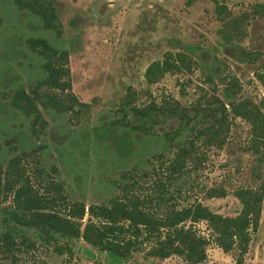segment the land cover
<instances>
[{
	"label": "rangeland",
	"instance_id": "1",
	"mask_svg": "<svg viewBox=\"0 0 264 264\" xmlns=\"http://www.w3.org/2000/svg\"><path fill=\"white\" fill-rule=\"evenodd\" d=\"M54 3L61 23L60 34L45 28L39 15L20 9L14 0H0V160L5 161L12 153L36 142L34 137L29 140L28 118L9 103V98L17 85H33L42 76V58L27 48L26 38L45 36L68 49L72 91L79 100L90 103L78 116L39 104L49 122L42 161L47 167L51 164L58 167V173L54 174L62 179L69 198L90 203L112 194L108 186L117 176L114 170L117 157L107 145L95 143L91 129L102 122L103 115H112L123 99L140 104L165 96L179 100L187 109L197 98L212 93L222 99L251 96L258 100L264 96V89L254 77L258 62L248 58L249 52L264 51V11L254 9L255 4L264 0H54ZM168 49L190 53L195 59L192 72L166 73L160 81L148 85L145 67ZM177 125V118L156 124L158 132ZM247 128L245 121L237 119L227 144L207 149L202 163L196 169L188 168L182 182L175 177L168 179L167 189L175 193L176 203L197 198L222 214L233 215L238 211L240 204L232 189L254 180L250 171L252 156L240 147ZM19 133L27 134L28 138L19 141ZM186 137L185 131L174 142ZM131 156L128 159L136 155ZM219 184L226 187L227 195L205 196L207 188ZM262 204L259 226L242 264H264V198ZM198 228L208 231L205 222H200ZM75 242L72 255L58 254L50 244L38 241L36 246L17 253L16 261L0 255V264H125L113 261L106 252L81 240ZM136 260L140 264L145 262L140 254L132 263H137ZM157 262L182 264L175 256ZM202 264L237 263L233 254L211 244Z\"/></svg>",
	"mask_w": 264,
	"mask_h": 264
},
{
	"label": "trees",
	"instance_id": "2",
	"mask_svg": "<svg viewBox=\"0 0 264 264\" xmlns=\"http://www.w3.org/2000/svg\"><path fill=\"white\" fill-rule=\"evenodd\" d=\"M14 3L39 15L45 28L61 33L54 0ZM254 9L264 11V3L255 4ZM26 45L42 58L43 73L35 84H20L11 90L9 103L28 118L29 140L34 137L36 142L0 160V255L16 261L17 253L38 241L50 244L58 254L72 255V245L81 240L125 264H134L132 259L138 254L143 264H159L172 256L182 264H202L207 248L216 244L242 264L258 229L264 198V96L222 99L212 93L197 98L187 109L179 100L165 96L140 104L123 99L112 115H103L102 122L91 129L95 143L107 145L117 157V176L108 186L112 194L86 203L69 198L62 179L54 174L58 167H47L42 161L49 122L39 104L78 116L90 103L72 91L66 47L41 35L28 36ZM248 58L258 62L254 77L264 89V51L249 52ZM194 65L190 53L168 49L147 64L145 81L152 85L166 73H190ZM168 118H177V127L158 132L156 124ZM237 119L248 124L240 147L252 156L254 178L232 189L240 204L238 211L222 214L197 198L176 203L175 193L167 189L168 179L182 182L188 168L196 169L202 163L207 149L227 144ZM185 131L188 137L174 142ZM17 138L28 137L19 133ZM131 155L136 156L128 159ZM181 190H177L179 197ZM227 193L219 184L207 188L205 196ZM200 222H205L207 233L198 228Z\"/></svg>",
	"mask_w": 264,
	"mask_h": 264
}]
</instances>
